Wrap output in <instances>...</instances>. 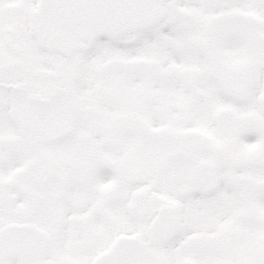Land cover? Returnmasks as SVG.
I'll use <instances>...</instances> for the list:
<instances>
[{"label":"snow or ice","instance_id":"obj_1","mask_svg":"<svg viewBox=\"0 0 264 264\" xmlns=\"http://www.w3.org/2000/svg\"><path fill=\"white\" fill-rule=\"evenodd\" d=\"M0 264H264V0H0Z\"/></svg>","mask_w":264,"mask_h":264}]
</instances>
